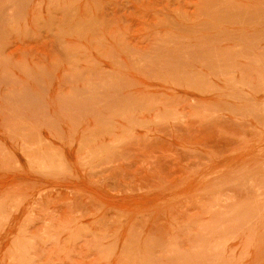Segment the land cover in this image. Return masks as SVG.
Masks as SVG:
<instances>
[{
  "label": "rangeland",
  "instance_id": "obj_1",
  "mask_svg": "<svg viewBox=\"0 0 264 264\" xmlns=\"http://www.w3.org/2000/svg\"><path fill=\"white\" fill-rule=\"evenodd\" d=\"M0 264H264V0H0Z\"/></svg>",
  "mask_w": 264,
  "mask_h": 264
}]
</instances>
